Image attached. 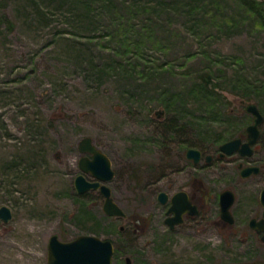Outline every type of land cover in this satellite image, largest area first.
Here are the masks:
<instances>
[{
  "label": "rangeland",
  "instance_id": "rangeland-1",
  "mask_svg": "<svg viewBox=\"0 0 264 264\" xmlns=\"http://www.w3.org/2000/svg\"><path fill=\"white\" fill-rule=\"evenodd\" d=\"M152 1L155 8L145 16L121 8L83 15L71 0H0V207L13 216L0 223V264H46L52 235L64 242L81 235L113 240L118 251L111 264H125L126 257L131 264L249 258L248 239L222 238L212 224L167 232L156 195L192 190L209 196L213 222L214 197L226 188L236 206L253 205L264 175L241 181L236 168L251 163L263 170V144L243 160L235 154L219 161L209 149L212 163L194 166L178 143L159 139L171 114L158 94L179 93L180 118L190 123L179 136L220 137V143L244 138L253 117L231 91L242 84L245 103L256 104L264 117V33L231 0H173L170 8ZM115 15L121 26L110 22ZM147 18L155 21L141 28ZM114 27L119 35H112ZM130 57L135 72L118 68ZM153 64L167 70L142 78L143 66ZM208 65L214 93L192 94ZM260 132L264 139V121ZM84 137L110 159L108 186L125 218L103 220V198L94 191L85 199L90 220L78 216L73 181Z\"/></svg>",
  "mask_w": 264,
  "mask_h": 264
},
{
  "label": "water",
  "instance_id": "water-1",
  "mask_svg": "<svg viewBox=\"0 0 264 264\" xmlns=\"http://www.w3.org/2000/svg\"><path fill=\"white\" fill-rule=\"evenodd\" d=\"M245 112L253 117V121L245 129L246 138H233L225 141L219 146L220 156L238 153L240 156L250 157L253 154V147L260 139V126L264 117L254 103H245ZM77 150L81 155L78 160L80 173L74 178L73 186L78 195L87 192H98L103 198L102 212L106 217L124 218L125 213L114 201L108 183L114 177V171L110 159L94 144L89 137H84L78 142ZM90 155V157H87ZM200 151L188 149L185 154L187 160L197 164L200 161ZM207 157V161L209 160ZM259 172L258 166H245L240 170V177L246 178ZM89 175L91 180L86 179ZM162 204L166 203L167 195L160 193L157 197ZM171 206L167 214L172 217L165 220L171 228L182 222V215L187 212L196 214V208L190 203L184 192H178L171 197ZM234 202V194L230 190H224L219 195L221 218L231 221L229 209ZM260 203L264 208V189L260 193ZM264 216V212H263ZM12 212L6 206L0 207V223H8L12 220ZM262 223V222H261ZM114 254V245L109 239H102L95 235H81L75 239L64 242L52 235L47 243L46 264H111ZM126 264H131L130 258L126 257Z\"/></svg>",
  "mask_w": 264,
  "mask_h": 264
},
{
  "label": "trees",
  "instance_id": "trees-1",
  "mask_svg": "<svg viewBox=\"0 0 264 264\" xmlns=\"http://www.w3.org/2000/svg\"><path fill=\"white\" fill-rule=\"evenodd\" d=\"M173 0H162V7L163 8H170L174 2H172ZM233 2V4L235 6H237V8L241 9V11L248 13L251 15V18L254 22L257 23V30L259 32H263L264 33V1L261 0H231ZM152 0H71V4L74 7H79V8H83L85 11L83 13V15L85 14H91L94 13L93 10H95V12L97 13H102L104 11H111L113 9H117V8H121L123 10L126 11L127 14L129 15H134V14H138L140 13V15H145V16H150L148 14V12L146 10H149L151 8H155V6H152ZM116 18H119L117 15H115V17L113 19L110 20V22L112 24H116L118 26H121L122 20H118ZM155 20H150V18H147L144 22L142 27H146L147 24H149V22H154ZM129 23V21L127 22ZM129 26V25H128ZM140 28V29H141ZM126 33H129L126 32ZM116 34L119 35V30L114 27V30L112 32V35ZM126 35V34H125ZM126 40H128L127 38H125ZM128 43H130V41L128 40ZM125 53V52H123ZM131 60V57L128 58L126 60V64L125 65H121L120 63L117 64L118 68H121L122 66L124 67V69H126L127 71L130 72H135V69L133 67L129 68V61ZM210 59L207 58V62H209ZM128 63V64H127ZM165 65H160V66H156V64H153L151 67L148 66H143L142 68V74L141 77H146L147 75L149 76L148 73L152 74V75H156L158 74V72L160 71L161 68H163V70H167L164 68ZM146 69L148 71H146ZM162 70V69H161ZM203 73V75L200 76V79H196L195 82L193 83L192 87H191V93H197L198 95H203V97L206 96V94L208 93H214V89L216 87V85L212 84V74L210 71V67L205 66L204 70L201 71ZM219 73H221V71H219ZM234 95H238L241 96L243 101H248L247 98H249L246 95L245 92V88H242V84H237L231 91ZM159 96H166L164 99H162V101H160V105H163L165 108V111H167L169 114H171L168 119L166 120V122L164 123V125H160V133L159 135V139L162 141V139H168L170 142L171 140L175 141L176 143H178L182 149V151H185L186 149L192 148V149H199L204 153H208L209 149L215 151L217 149V147L223 143H220V137H218L217 139L213 140V142L211 141H207L204 140L203 138L199 137V134L197 136V140H193L189 141L186 138L179 136V134L184 135V131L186 128H188V125L190 123L188 122H184L181 118H180V110L183 106V102L178 98L179 93H166L165 92H161L160 94H158ZM246 99H243L245 98ZM229 113V111L227 112ZM191 126V125H190ZM191 131V129H190ZM193 136H195L193 134ZM236 138V137H235ZM238 138V137H237ZM163 142V141H162ZM220 143V144H219ZM258 144H263L264 147V139L263 137L260 135V139ZM89 192L83 194V195H78V200L81 201L80 203V211L78 216L80 217V219H82V221L87 222L90 220V215L89 212L86 209V204H85V199H87V195ZM103 220H108L110 219V217H102ZM114 247H115V242L113 240H111ZM118 249L117 247L114 250V254L115 252H117Z\"/></svg>",
  "mask_w": 264,
  "mask_h": 264
},
{
  "label": "flooded vegetation",
  "instance_id": "flooded-vegetation-1",
  "mask_svg": "<svg viewBox=\"0 0 264 264\" xmlns=\"http://www.w3.org/2000/svg\"><path fill=\"white\" fill-rule=\"evenodd\" d=\"M156 114L157 115H163L164 111L160 110ZM238 138H241V137H238ZM245 138H246V133H245V137L241 138L242 141H245ZM257 145H258V143L253 147V154L250 157H252L254 155L255 147ZM219 146L217 147V149L215 151H213L217 154V160H219V161H224L225 159H229L230 157H232L235 154H237V156L239 157L238 158L239 160L250 158V157H246V156H240L238 153H235L232 155L220 156ZM189 149H192V148H189ZM187 150L188 149L183 151L184 156H185ZM195 150L200 151V155H201L200 161L197 164H194L193 161L187 160L185 158L187 161H190L194 166L198 165L202 160L204 161L205 164H211L212 163V161H213L212 155H207V153H204L199 149H195ZM208 156L210 158L207 161ZM87 157H90V155H87ZM246 166H258L259 172L257 174H252L246 178H241L240 177V170H241V168H243L245 166H243L242 163H239V164H237V168H236L237 177L239 178V180L246 181V180L253 179V178L257 177L258 175H261V174L264 175V169L262 170V167L260 165H251V163H248V165H246ZM199 170H202V169H199ZM86 179L91 180L89 175H86ZM263 189H264V187H262L258 191V193H256V197H255L256 199L254 200L253 205H249V206H247L245 204L241 205V206H236L237 204L235 203V199H236L235 193L231 189H228V188L224 189V190H230L234 194V202L229 209L231 221H228V220L221 218L220 205H219V195L222 191L216 197H214L215 201L217 202L216 217H215L214 222L212 219L209 218L208 212L206 209L209 196L205 195L203 197L197 191L179 190V191L174 192L173 194H168L165 191H159L156 195V201L160 206H162V208L164 210V217H163L162 223H163V226L166 227L167 232H170V233L175 232L176 229L184 227L186 223L187 224L188 223H195L197 221L199 222V224H204V226L207 224L208 225L212 224V225H214V229H217L218 231H220L222 238H225L224 234H228L230 237L231 236H233V237L236 236L239 238L241 237L242 240L246 241V239H248V241L251 242V248L252 249L248 254L249 258L247 260L238 261L239 259H234L235 261L230 260V262L227 264H264V216H263L264 208L260 203V193ZM178 192H184L187 195V198L190 201V203L196 208V214L191 215V214L185 212L182 215V222L174 225L173 228H171L168 224L165 223V220L169 217H172V213L167 214V211L171 206V202H170L171 197ZM160 193H165L167 195V201L164 204L160 203L157 199V197ZM125 217H126V214H125ZM209 220H211V221H209ZM114 250H115V247H114ZM130 262H131V260H130Z\"/></svg>",
  "mask_w": 264,
  "mask_h": 264
}]
</instances>
